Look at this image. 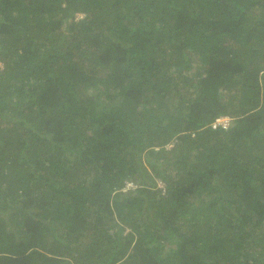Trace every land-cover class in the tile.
I'll use <instances>...</instances> for the list:
<instances>
[{
    "label": "trees",
    "instance_id": "1",
    "mask_svg": "<svg viewBox=\"0 0 264 264\" xmlns=\"http://www.w3.org/2000/svg\"><path fill=\"white\" fill-rule=\"evenodd\" d=\"M0 62V264H264V0H0Z\"/></svg>",
    "mask_w": 264,
    "mask_h": 264
},
{
    "label": "rangeland",
    "instance_id": "2",
    "mask_svg": "<svg viewBox=\"0 0 264 264\" xmlns=\"http://www.w3.org/2000/svg\"><path fill=\"white\" fill-rule=\"evenodd\" d=\"M77 16H81V14H77ZM0 65H1V62H0ZM229 116H226L224 118H221V123H226V125H229L231 123V120L228 119ZM228 119V120H226ZM160 185L162 186L163 185V182H160Z\"/></svg>",
    "mask_w": 264,
    "mask_h": 264
},
{
    "label": "built area",
    "instance_id": "3",
    "mask_svg": "<svg viewBox=\"0 0 264 264\" xmlns=\"http://www.w3.org/2000/svg\"><path fill=\"white\" fill-rule=\"evenodd\" d=\"M220 119H221V117L217 118V119H216V122L214 123V125H215L216 123H220V124H222L223 126H227L226 123H221V120H220ZM226 120H228V119H226Z\"/></svg>",
    "mask_w": 264,
    "mask_h": 264
},
{
    "label": "clouds",
    "instance_id": "4",
    "mask_svg": "<svg viewBox=\"0 0 264 264\" xmlns=\"http://www.w3.org/2000/svg\"><path fill=\"white\" fill-rule=\"evenodd\" d=\"M226 116H228V115H222V116H220L221 118H224V117H226ZM228 119L229 120H231V118L230 117H228ZM219 124V123H218ZM128 185H131L130 183H128Z\"/></svg>",
    "mask_w": 264,
    "mask_h": 264
}]
</instances>
